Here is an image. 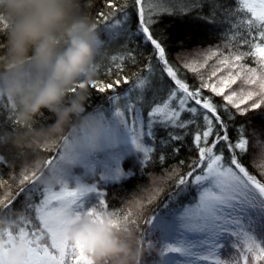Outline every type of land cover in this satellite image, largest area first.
<instances>
[{"label":"snow or ice","instance_id":"snow-or-ice-1","mask_svg":"<svg viewBox=\"0 0 264 264\" xmlns=\"http://www.w3.org/2000/svg\"><path fill=\"white\" fill-rule=\"evenodd\" d=\"M165 2L157 0L154 4L148 0H133L137 11H124L123 19H116L113 23H107L109 15L101 12L99 16L105 22L101 31L106 34L108 41H114L122 33L128 32L126 25L130 18L138 19L137 29L131 35H142L144 41L150 43L157 64L162 66L160 71L166 73L175 87L170 88L165 99L156 102V93L162 88L154 90V66L150 59L146 65V75L137 76L126 90L109 95L108 107L99 105L92 112L104 125L99 151H84L76 137L67 135L57 148L56 156L45 161L52 169H56L66 158L75 161L70 171H60L58 190L41 185L35 168H25L19 179V191L14 196L11 192L0 196V242L5 245L0 251V264H8V253L20 243L28 245V254L22 264H93L81 245L58 238L63 225L54 226L53 221L62 213L70 211L77 216L92 217L93 222H103L107 216L117 230L122 228V224H127L131 212L121 219L118 213L107 211L101 184L119 183L133 175L131 168L125 171L121 167L126 157H134L133 168L137 165L143 168L152 162L155 145L146 144L145 138L155 140L154 128L157 125L165 129H186L189 124L196 123L198 109L195 106L188 107L189 101L202 105L211 116L203 114L204 130L197 131L194 137L198 160L193 162L185 176L178 179V191L162 206L163 211L153 214L145 222L148 225L145 236L149 250L153 240L160 249L159 259L149 255L150 264H264V183L250 174L235 154V150L245 153L249 143L243 136V126L237 130L236 140L231 141L227 125L217 114V108L211 100L204 99L202 102L200 89L190 90L189 85L178 77L177 71L170 65L161 40L154 38L150 31V26L157 22L153 19L154 15L158 12L172 14L171 7L162 6ZM167 2L172 3L174 0ZM238 3L240 10L250 14L247 26L257 29L261 42L252 43L251 39L243 37L241 43L250 45L252 51L233 53L219 60L224 68L240 70L235 73L230 70L217 83H203L202 87L210 89L217 96H223L240 115H244L249 110L264 106V0H238ZM107 4L113 10L111 15H114L117 9L114 0H107ZM127 7L125 4L124 8ZM200 7V0H188L187 3L181 0L180 11L188 12ZM211 15H215V12L212 11ZM0 26L8 30L7 21L3 18H0ZM243 26L244 21H238L233 28L239 31ZM248 35L252 39L256 38L251 32ZM235 37L236 32H233L230 42ZM246 55L257 58L259 72L257 68L245 69L239 63ZM214 56H217L216 51L211 52L206 59ZM128 58H133L131 53ZM111 59L116 61L117 56L113 55ZM119 59L123 61L125 57L120 56ZM185 67L193 72L198 71L189 64ZM116 68L120 69L121 64H116ZM222 70L215 69L212 76ZM242 74L243 83L249 86L248 90L232 91L225 95V89L241 80ZM160 79L163 80V76ZM114 83L120 85L121 80L117 79ZM123 83L129 84L127 77L123 78ZM90 86L100 93L114 89L113 83L97 84L95 81ZM149 91L153 92L151 100L146 98ZM4 98L0 93V99ZM6 100L10 110L15 112L11 98L6 97ZM146 108L150 110L145 113ZM185 112L191 114L193 119L182 120L181 115ZM213 119L219 123L223 134L216 131L215 139L209 145V137L213 136L215 129ZM229 119L235 117L229 116ZM19 122L15 119V123ZM81 135L87 138L86 134ZM182 139L183 136L169 132L166 140L161 138L160 146L163 148L172 141ZM5 140L6 137L0 136V142ZM222 141L226 142L231 153L227 164L224 163L223 154L214 151ZM179 150V147L172 149L174 154L179 153ZM3 159L0 156V163ZM158 159L161 163L164 161L163 153ZM89 180L96 182H86ZM5 183L0 181V188ZM21 196L24 197L25 214L9 215L10 206ZM233 250L236 257L231 261L221 258L222 254Z\"/></svg>","mask_w":264,"mask_h":264},{"label":"trees","instance_id":"trees-1","mask_svg":"<svg viewBox=\"0 0 264 264\" xmlns=\"http://www.w3.org/2000/svg\"><path fill=\"white\" fill-rule=\"evenodd\" d=\"M157 2V0H156ZM187 3L188 0H183ZM202 7L195 8L188 12L180 11L181 0H174L172 3L166 2L163 7H171L172 14L158 12L153 16L157 22L150 26L153 37L161 40L166 49V58L171 66L177 71L178 77L189 85L190 90L200 89V99H209L217 108V114L221 120L227 125L228 135L231 141L237 138V130L243 126V136L248 140L246 152L241 153L235 150L240 162L246 167L250 174L255 175L262 183H264V159L258 158V152L261 146H264V106L260 109L249 110L246 114L240 115L235 108L224 100L223 96H217L208 88H203V83H217L221 76H226L228 71H239L240 69H227L219 63V60L230 56L233 53H248L252 51L250 45L242 44L241 39L248 37L252 43L261 42L258 37V31L255 27L249 28L247 20L250 14L246 10H240L238 0H200ZM117 6L114 15H111L112 9L108 7L107 0H80L81 10L93 23L96 24V30L99 34L101 45L98 48L93 67L96 72L95 81L97 84L113 83L114 89L106 90L100 93L98 89H94L89 85V98L86 102V112L92 113L97 106L103 105L108 107L107 97L111 94L126 90L135 81L137 76L146 75V65L152 60L154 72L152 83L154 90L162 88V91L156 93V102H161L166 98L171 87H175L174 82L170 81L166 73L160 71L161 65L157 64L152 46L146 43L142 35H131L135 32L138 25V19L130 18L126 27L128 32L122 33L114 41H108L105 33L101 31L104 27L103 18L99 13L103 12L109 15L107 23H113L116 19H123L124 11L132 13L137 11L134 8L133 0H114ZM127 4L128 7L124 8ZM214 11L215 15H211ZM147 16V11H146ZM238 21H244V26L236 31L233 25ZM236 32L235 39L230 38L232 33ZM251 32L255 39L248 34ZM166 37V39H164ZM8 38V30H3L0 26V57L6 53V45ZM216 51L217 56L206 59L211 52ZM129 53L134 58H128ZM117 56V60L113 61L111 57ZM120 56L125 59L121 61ZM240 64L247 68H257L259 65L257 58L246 55ZM116 64H121V68L117 69ZM189 64L198 69L191 71L185 65ZM201 65H203L201 67ZM221 68L216 76H212V72ZM163 76V80L160 77ZM127 77L129 84L123 83V78ZM211 77V79H209ZM120 79L121 84L116 85L115 80ZM247 85L242 79L238 80L231 88L225 89V95L232 91L240 92L248 90ZM153 92L149 91L146 98L151 100ZM251 103V102H249ZM195 106L198 109V115L195 117L196 123L189 124L186 129H165L157 125L154 128L155 140L149 141L145 138L146 144L155 145L152 153V162L141 168L137 165L132 167L134 157H126L121 167L127 171L130 168L133 175L119 183L101 184V190L105 192V201L108 205L107 211L116 212L123 216L131 212L129 222L122 224L123 227H129L140 241L143 251L142 264H150L149 255L155 259L160 258V249L156 245L149 250L148 239L145 236L148 225L145 223L153 214L163 211V205L169 201L177 191V181L181 176H185L191 170L194 161L199 158L198 149L194 142L197 131L204 130L203 114L207 110L202 105H195V101H189L188 107ZM241 107H247L242 105ZM147 110L145 109V113ZM211 116V113H207ZM229 116L235 119H229ZM9 117H14L10 119ZM18 119L15 112L10 110L6 96L0 99V136L14 137L15 134L23 131L25 125L22 122L15 123ZM182 120L193 119L191 114L185 112L181 115ZM19 120V119H18ZM20 121V120H19ZM54 122L52 113L46 109L42 110V114L35 117L31 123L32 128H40L50 125ZM215 125L213 136L209 137V145L215 139V132L220 131V125L213 119ZM199 126V127H198ZM173 132L183 136L180 141H172L166 147L160 146L161 138L167 139L168 133ZM179 147V153L174 154L172 149ZM217 154H223L224 163H228L231 153L227 148L226 142H220L214 150ZM57 149L45 150L40 148L33 151L32 148L19 147L11 142V139L0 142V156H3V162L0 163V181L6 183L0 188V196L7 195L9 192L14 196L19 191L21 185L19 179L21 174L25 172V168L34 163L38 155L47 159L56 156ZM163 153L165 159L161 163L158 159ZM79 174V172H77ZM96 182V181H86ZM11 198V197H10ZM24 197H20L10 206L9 215L19 216L25 214L23 212ZM171 206V205H170ZM135 221V223H131ZM155 243V240H153ZM236 257L235 250L222 254L221 258L231 261Z\"/></svg>","mask_w":264,"mask_h":264},{"label":"clouds","instance_id":"clouds-1","mask_svg":"<svg viewBox=\"0 0 264 264\" xmlns=\"http://www.w3.org/2000/svg\"><path fill=\"white\" fill-rule=\"evenodd\" d=\"M0 18L7 21L6 53L0 57V93L11 98L15 113L26 127L14 137H6L19 147L55 150L67 135L76 137L82 150H100L104 125L86 112L89 85L95 82L93 67L100 45L96 25L82 13L80 0H0ZM46 109L54 122L32 128L35 117ZM86 134L82 136L81 134ZM264 159V146L258 152ZM46 157L38 155L28 166L35 168L39 183L55 187L60 171L71 170L74 160H62L49 168ZM62 224L58 238L78 243L93 264H142L140 241L129 227L117 230L105 216L92 217L65 212L53 225ZM5 245L0 242V251ZM28 245L20 243L8 253V264H22Z\"/></svg>","mask_w":264,"mask_h":264},{"label":"rangeland","instance_id":"rangeland-1","mask_svg":"<svg viewBox=\"0 0 264 264\" xmlns=\"http://www.w3.org/2000/svg\"><path fill=\"white\" fill-rule=\"evenodd\" d=\"M148 2H150V3H154V4L157 3L156 0H148ZM146 11H148L147 8H146ZM121 164H122V162H121ZM70 186H71V185H70ZM58 187H59V186L57 185V186L54 187V189L58 190ZM154 245H156V243L153 242V246H154ZM205 264H211V262H205Z\"/></svg>","mask_w":264,"mask_h":264}]
</instances>
